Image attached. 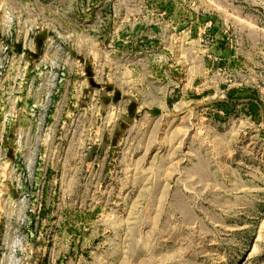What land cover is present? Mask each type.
<instances>
[{
	"label": "rangeland",
	"instance_id": "obj_1",
	"mask_svg": "<svg viewBox=\"0 0 264 264\" xmlns=\"http://www.w3.org/2000/svg\"><path fill=\"white\" fill-rule=\"evenodd\" d=\"M0 264H264V0H0Z\"/></svg>",
	"mask_w": 264,
	"mask_h": 264
}]
</instances>
